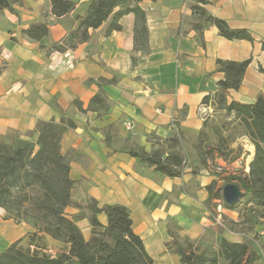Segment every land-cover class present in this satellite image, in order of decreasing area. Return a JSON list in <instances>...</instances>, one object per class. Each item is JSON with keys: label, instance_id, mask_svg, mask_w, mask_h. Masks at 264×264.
<instances>
[{"label": "crops", "instance_id": "0c3cea01", "mask_svg": "<svg viewBox=\"0 0 264 264\" xmlns=\"http://www.w3.org/2000/svg\"><path fill=\"white\" fill-rule=\"evenodd\" d=\"M73 1L75 9L63 17L53 15L49 0H19L11 10L0 12V140L11 135L35 140L37 134L28 135L40 121H71L75 127L65 132L61 153L71 167L74 202L85 205L94 199L100 207H127L133 231L155 264H182L181 257L166 247L172 235L180 242L189 240L198 252L219 256L220 235L212 222L218 211L215 200L208 205L207 189L214 181L217 189L223 186L216 175L188 168L181 177L170 178L131 151L169 149L170 140L178 138L188 158L209 132L200 107L225 79L218 60H251L240 89L227 92L229 103L253 104L264 93V0H206L210 14L232 29L248 30L253 41L228 40L215 26L200 34L191 25L190 0H143L139 6L147 18V51L136 49L134 14L121 20V31L106 35L105 24L90 30V40L76 49L53 51L55 43L77 29V17H83L90 4ZM39 23L48 25L47 38L38 41L23 34ZM95 97L100 99L93 103ZM171 117L177 120L175 128ZM230 147L238 152L234 162L245 159L243 171L248 174L254 145L242 136ZM79 212L66 210L70 218ZM222 214L234 219L232 210ZM98 219L107 225L105 213ZM77 224L89 240V219ZM260 227L255 231L264 245V226ZM35 230L27 222L16 223L0 207V253L18 241L26 244ZM227 240L242 243L231 236ZM45 242L53 254L64 248L49 236ZM219 264L224 261L219 259Z\"/></svg>", "mask_w": 264, "mask_h": 264}, {"label": "trees", "instance_id": "16d2710c", "mask_svg": "<svg viewBox=\"0 0 264 264\" xmlns=\"http://www.w3.org/2000/svg\"><path fill=\"white\" fill-rule=\"evenodd\" d=\"M143 0H90V4L79 21L76 30L59 43L52 46L53 51L67 52L76 49L80 44L91 38L90 30H97L107 24L105 34L122 30L121 20L134 14L136 49L147 51L148 28L145 12L139 4ZM192 2L194 30L200 34L209 27L215 26L219 34L228 40L253 41L252 35L246 29H232L226 21L210 14L205 8L206 0H190ZM19 0H0V12L12 9ZM52 13L63 17L71 13L76 3L73 0H49ZM23 34L29 39L41 41L48 37L49 27L46 23L31 25ZM251 60L243 62L218 60V70L225 74V79L219 82L220 90L214 96H207L203 102H212L213 106L223 109L242 130V136L249 138L255 147V155L250 163L248 174L225 177L224 185L234 183L243 191L242 200L235 206H228L222 197L223 186L217 189L214 181L207 187L209 191L208 205L213 200L222 199L228 210H236L241 205L248 221L253 218L264 224V93L253 104L239 102L229 103L227 92L238 91ZM264 72V69H262ZM100 97H95L93 103ZM81 112L80 102H75ZM75 125L62 118L40 121L35 132V140H23L17 135H11L0 140V207L7 216L16 223L34 221L31 225L36 229L29 233L32 239L45 241V236L64 245L62 252L56 256L24 249L18 241L5 252L0 253V264H155L147 254L143 241L133 231L130 211L122 205H106L100 207L94 199H88L86 204L72 200L75 186L70 178L71 167L61 153V142L65 132ZM203 136H201L202 140ZM223 140V139H222ZM169 153L154 151L147 153L131 151L141 162L154 167L162 175L170 178L181 177L184 173L185 153L178 138L170 140ZM202 142L196 147L197 155L203 167H207L208 157L215 159L214 152L225 158L227 154L216 146L211 149H201ZM69 207L80 210L79 214L70 218L66 210ZM87 209L90 214L83 212ZM105 213L108 218L106 226L102 225L98 215ZM89 219L92 236L89 240L78 226L77 222ZM29 236H27L28 239ZM26 239V240H27ZM166 247L181 257L182 264H219V259H225L229 264H254L259 256L251 252L247 243L221 241L219 256L208 251L198 252L189 240L180 242L172 235Z\"/></svg>", "mask_w": 264, "mask_h": 264}, {"label": "rangeland", "instance_id": "374dc122", "mask_svg": "<svg viewBox=\"0 0 264 264\" xmlns=\"http://www.w3.org/2000/svg\"><path fill=\"white\" fill-rule=\"evenodd\" d=\"M207 126L209 128V132L204 135L202 142V150L211 149L216 146H221L224 152L227 154L225 158L219 157L217 152H214L213 156L215 159L208 157L207 167H203L200 163V160L197 155L196 148L194 151L188 153V158L185 155V163L184 169H192L193 172H199L202 169H208L210 173L212 172L221 184L224 185V178L231 175H241L244 174L243 169L245 168V159L238 160L236 165H232L234 159L237 158V151L236 149H232L230 145L233 142H236L238 139L242 137V130L240 129L239 125L236 121L232 118V116L227 115V113L216 106L213 107V114L207 120ZM223 139V140H222ZM162 152L169 153L170 149H160ZM159 150V151H160ZM154 152V151H152ZM234 152V154H233ZM246 158V157H245ZM222 160V162H221ZM219 161L221 164H219ZM233 167H236L233 169ZM219 169H221L219 171ZM221 184H218L219 186ZM221 188V187H220ZM218 188V189H220ZM216 189V190H218ZM219 199H215L214 209L217 210L216 201ZM226 208H223V212ZM233 211V210H232ZM234 219L225 216L222 214L217 221L213 219L214 223V230L218 231L220 238L217 240L219 242V246L221 245V241L223 239H229L230 236L234 239H242V243H247L250 245L249 254L251 252L256 253L259 256V259L254 264H264V245L258 243L259 237L256 234L255 229L261 228L260 226L262 222L256 218H253L251 221H248V217L243 210L242 205L234 210ZM216 218V217H215ZM31 224L34 223L33 220L28 219L26 220ZM35 232V231H34ZM34 232H31L34 233ZM249 233L251 235H249ZM246 234V235H245ZM248 235V236H247ZM28 239L26 244L23 245L24 249H30L31 251H38L39 253H47L51 256L58 255L63 248L60 249V252L57 254H53V249L47 244V242L40 240V239H32L30 235H28ZM229 241V240H228ZM262 259V262H260ZM221 261H224V264H229V262L225 259L221 258Z\"/></svg>", "mask_w": 264, "mask_h": 264}, {"label": "water", "instance_id": "95a60500", "mask_svg": "<svg viewBox=\"0 0 264 264\" xmlns=\"http://www.w3.org/2000/svg\"><path fill=\"white\" fill-rule=\"evenodd\" d=\"M243 195L241 188L234 183H228L223 186L222 197L228 206L237 205L242 200Z\"/></svg>", "mask_w": 264, "mask_h": 264}, {"label": "built area", "instance_id": "2783aa9c", "mask_svg": "<svg viewBox=\"0 0 264 264\" xmlns=\"http://www.w3.org/2000/svg\"><path fill=\"white\" fill-rule=\"evenodd\" d=\"M213 104L212 102L206 104V103H203L200 107V114L203 118V120H207L209 117H211V115L213 114ZM177 123V120L174 118V117H171V124H172V128H175V125ZM128 129H130L129 127H131V124L128 123ZM235 169V168H233ZM221 169H219L220 171ZM216 204H217V211H218V216L216 217V220L218 221L220 216L222 215L223 213V208L225 207L224 206V202L222 199H219L216 201Z\"/></svg>", "mask_w": 264, "mask_h": 264}]
</instances>
